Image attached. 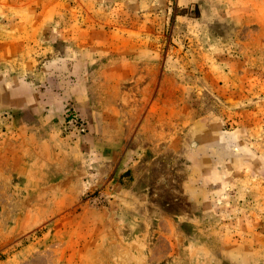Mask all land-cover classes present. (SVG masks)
<instances>
[{
    "label": "rangeland",
    "instance_id": "374dc122",
    "mask_svg": "<svg viewBox=\"0 0 264 264\" xmlns=\"http://www.w3.org/2000/svg\"><path fill=\"white\" fill-rule=\"evenodd\" d=\"M0 264H264V0H0Z\"/></svg>",
    "mask_w": 264,
    "mask_h": 264
}]
</instances>
